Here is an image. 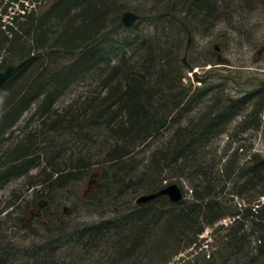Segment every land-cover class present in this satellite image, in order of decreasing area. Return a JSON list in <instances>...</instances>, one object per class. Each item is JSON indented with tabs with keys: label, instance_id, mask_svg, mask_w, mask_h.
Segmentation results:
<instances>
[{
	"label": "trees",
	"instance_id": "16d2710c",
	"mask_svg": "<svg viewBox=\"0 0 264 264\" xmlns=\"http://www.w3.org/2000/svg\"><path fill=\"white\" fill-rule=\"evenodd\" d=\"M184 1L186 8L181 10L179 4ZM214 1L166 0L158 20L167 19L191 35V29L183 26L184 19L194 15L204 23L215 14ZM3 2L0 0V52L10 55L11 62L35 57L0 92V184L44 165L41 197L54 198L47 188H62L99 165L103 184L96 198L102 196L101 201L113 203L118 210L114 217L93 224L71 229L59 226L57 237L40 249L21 251L0 235V264H170L184 250L201 248L198 237L205 227L226 217L235 219L222 240L225 245L221 248L229 257L216 254L228 264H264V155H239L237 149L220 167L218 156L210 151L211 142L228 130L226 123L244 112L246 101L229 102L219 94L209 112L198 117L190 114L205 94L198 90L190 95L191 89L182 88V47L175 54L171 41L164 37L117 41L114 35L124 28L119 19L124 9L114 6L116 0H53L39 14L33 11L18 16H10L8 11L18 0H8L5 7ZM49 8L54 11L45 16ZM8 15L10 24L2 21ZM118 44L121 51L116 49ZM119 55L121 59L116 60ZM126 55L134 63L124 59ZM7 63L3 55L0 70ZM82 83L98 86L79 94L60 116L52 115L54 104ZM37 103L44 126L52 121L57 132L64 128L65 134L82 139L77 145L85 155L77 164L60 165L58 160L65 158H59V152L51 161L53 150L32 149L40 142L31 136L9 144L12 130ZM184 118L188 124L181 127L178 122ZM53 132L50 129L38 136L45 139ZM155 137L163 139L148 142ZM154 143L147 164L132 168L130 162L141 149ZM85 144L87 148L98 145L104 157L95 160L97 154L82 149ZM110 168L115 170L111 177ZM195 176L189 202L173 203L162 196L128 206L174 179L193 180ZM99 180L94 177L92 183ZM126 193L134 199H126ZM235 197L244 202L245 211L230 204ZM12 207L9 204L5 209ZM13 214L7 211V218ZM246 230L257 232V246H251ZM195 259L184 264H198ZM215 259L203 254V264H214Z\"/></svg>",
	"mask_w": 264,
	"mask_h": 264
},
{
	"label": "rangeland",
	"instance_id": "374dc122",
	"mask_svg": "<svg viewBox=\"0 0 264 264\" xmlns=\"http://www.w3.org/2000/svg\"><path fill=\"white\" fill-rule=\"evenodd\" d=\"M52 1L18 0V2L13 4V7L8 9L9 15L13 16L15 14L18 16L20 13L24 14L27 12L28 14L33 11L35 14H39ZM116 1L117 4L114 6L124 9L119 15V19H121L122 13L126 10L133 11L141 16V19L133 27H124L117 31L118 33L114 35L117 41H121L124 37L146 38L150 40L164 37L168 41H171L170 45L174 47L175 54L178 53L177 49L182 47L179 57L182 64L181 73L184 76L182 88L191 89L190 95L196 93L198 90H201L205 94L201 100L199 99L200 101L196 102V106H194V108L196 107L195 110L192 108L189 112L190 114L193 112V116L198 117L203 113L209 112L213 108L215 98L219 94L226 99L239 98L244 91L256 89L257 84L247 82L250 77L264 79V72H259V70L264 71V0H225L224 2L215 0V14L204 23L196 21L194 15L184 19L183 26L191 29L189 47H187L189 44L188 33H184L178 25L173 24L167 19L158 20L159 10L161 12L166 8L163 7L166 5V0ZM7 2L8 0H4V7ZM186 4V1L179 4L181 10H185ZM22 6H24L23 10ZM50 9L48 13H45V16L54 11V9L52 11ZM9 15L4 16L2 21L10 24L12 18H9ZM180 18L183 19V16H180ZM116 49L121 51V44H118ZM109 52V49L105 51L106 54ZM3 55L7 57L8 63L2 70L8 64H17L19 62L14 60L11 62L10 55L6 53H3ZM185 55H187L186 60L183 62ZM129 56L126 55L124 59H128V61L130 60V62L132 61L131 63H134L133 58H129ZM121 57L119 55L116 60H120ZM222 63H227L225 65L228 66L224 67L221 65ZM235 81L237 82L236 84ZM97 86V84H93V87H90L87 83H82L79 86L72 87L66 95L54 104L55 107L51 114L60 116L64 113V109L70 106L72 100L79 94L92 90ZM39 106V103L35 104L22 116L10 133L11 141L9 144L25 140L31 136L38 143L40 142V145L34 144L31 147L32 149L49 147L46 149H49V151L53 150L50 153L51 161H53L52 155L59 152V158H65V160H58L60 165H65L66 163L77 164L79 162L77 159L85 155H81L79 146L77 145L78 141L82 139L77 135L65 134L63 132L64 128L59 129L57 132L51 125L52 121H49L44 126L43 119L37 115ZM247 110L248 107L245 108L244 112ZM187 120L188 118H184L178 124L181 127H185L188 124ZM237 122L238 119L234 121L233 125L228 127L227 133L235 132ZM50 129H54V132L48 138H45L46 140L44 139L45 136H38V133L43 135ZM247 133L253 132L249 131ZM102 136L104 137L103 134ZM164 137L166 138V135ZM101 139H99L100 143ZM162 139L161 137H155L148 140V142H158ZM211 143L210 151L213 155L216 153L215 155L218 156L217 161L220 167L228 163L227 161L232 158L233 152H236L237 149L239 150V155L244 154L246 156L252 153H262L264 155V140L236 141L224 137L218 138ZM90 146L87 148V144H85L82 149L97 154L94 157L95 160L104 157V153L100 154L98 145L94 147ZM154 146L155 143L147 145L142 149L140 148L142 151L130 162L133 164L132 168L138 167L140 163L147 164L149 153ZM210 151L208 152L211 153ZM99 168V165L93 166L89 174L83 175L76 181L69 182L62 188L55 189L54 187L52 190L47 188V194H53L54 198L41 197L44 187L40 182L44 180V165L30 169L22 177L15 178L7 183H1L0 235H5L7 241L21 251L33 249V247L40 249L49 244L50 239L57 237L56 228L59 226L71 229L114 217L118 207L113 203L106 204L104 200V202L101 201L102 196H100L101 198H96L98 191H100V186L103 184L102 174H98ZM114 171V169L110 168L108 176H113ZM47 173H49L48 170ZM94 175H97L98 179H100L96 184L92 183ZM196 179V176L193 180L187 177L184 179L179 178L178 180L174 179V182L178 183L185 190V198L188 202L193 199L194 187L192 182ZM36 183L39 184L36 185ZM228 186L230 187V185ZM229 187L225 190L227 194H229ZM124 197L131 201L134 199L129 193H126ZM228 197L232 198L231 196ZM40 203H44V205L40 207ZM9 204H12L13 207L6 210L5 206ZM230 204L237 206L239 210L243 209L245 211V204L240 198L235 197ZM136 205V199H134L128 206L134 207ZM7 211H13L14 214L7 218ZM234 221V218L226 217L213 226H206L204 232L198 237V245H201V248L192 247L184 250L170 264H184L194 256L198 258L197 260L195 259L198 264H203V254H206L207 258L209 256L211 258L215 257V263L228 264L227 260H225L229 257L228 252L226 253L221 247L225 245L222 240L226 239L224 235H226L228 227ZM246 234L249 235L247 240L250 239L252 247L257 246V243L259 244L257 232L254 234L253 231L246 230ZM244 244L248 247L246 241H244ZM217 251L222 252L221 254L226 258L224 260L221 259L216 254ZM213 253L215 254L214 256ZM225 261L226 263H224ZM230 263L232 264L233 262Z\"/></svg>",
	"mask_w": 264,
	"mask_h": 264
},
{
	"label": "flooded vegetation",
	"instance_id": "af4514ba",
	"mask_svg": "<svg viewBox=\"0 0 264 264\" xmlns=\"http://www.w3.org/2000/svg\"><path fill=\"white\" fill-rule=\"evenodd\" d=\"M225 64L227 63H222L221 65L224 67L228 66ZM259 72L264 71L259 70ZM247 82L258 85L256 89L244 91L241 97H239L246 101L248 110L246 112L240 111L238 115L234 117V120L231 119V123H226L225 126L229 127L238 119L234 133H227L226 130L219 134V138L227 137L230 140L236 141L264 140V79L250 77ZM236 83L235 81V84ZM234 99L237 98H228V101L232 102ZM248 118L251 120H248ZM249 131L253 133H247Z\"/></svg>",
	"mask_w": 264,
	"mask_h": 264
},
{
	"label": "water",
	"instance_id": "95a60500",
	"mask_svg": "<svg viewBox=\"0 0 264 264\" xmlns=\"http://www.w3.org/2000/svg\"><path fill=\"white\" fill-rule=\"evenodd\" d=\"M141 18V16L133 11H125L122 14L121 20L123 25L126 28H131L134 24ZM191 37L189 36V44L190 45ZM217 48V47H216ZM218 49V48H217ZM186 56L184 57V62L186 60ZM34 55L24 59L23 61L17 64H9L3 71H0V92L3 87L10 81L20 70H22L29 62L34 59ZM2 60V53L0 52V62ZM166 196L173 203H180L184 200V192L178 183H171L156 192L144 194L137 198L136 203L143 204L155 200L159 197ZM44 204L41 203L40 206ZM264 207V202H263Z\"/></svg>",
	"mask_w": 264,
	"mask_h": 264
},
{
	"label": "bare ground",
	"instance_id": "6f19581e",
	"mask_svg": "<svg viewBox=\"0 0 264 264\" xmlns=\"http://www.w3.org/2000/svg\"><path fill=\"white\" fill-rule=\"evenodd\" d=\"M162 10V9H161ZM159 12H160V10H159ZM153 41H154V39H153Z\"/></svg>",
	"mask_w": 264,
	"mask_h": 264
}]
</instances>
